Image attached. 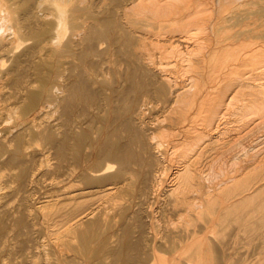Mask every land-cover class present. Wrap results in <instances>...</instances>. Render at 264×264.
<instances>
[{
  "label": "bare ground",
  "instance_id": "6f19581e",
  "mask_svg": "<svg viewBox=\"0 0 264 264\" xmlns=\"http://www.w3.org/2000/svg\"><path fill=\"white\" fill-rule=\"evenodd\" d=\"M69 1L0 0V264H264V0Z\"/></svg>",
  "mask_w": 264,
  "mask_h": 264
},
{
  "label": "rangeland",
  "instance_id": "374dc122",
  "mask_svg": "<svg viewBox=\"0 0 264 264\" xmlns=\"http://www.w3.org/2000/svg\"><path fill=\"white\" fill-rule=\"evenodd\" d=\"M76 1H77V0H72V2H71V0H70V1L68 2L69 5H68V4L64 5L65 8H66L65 10H71V9H73V8L75 7V4L77 3ZM225 1L227 2L228 0H223L224 3H223L222 1H221V3L225 4V3H226ZM72 4H73V5H72ZM227 4H228V3H227ZM227 4H226V5H227ZM18 12H20V11H18ZM104 44H105V43H104ZM104 44H103V46L106 45V44H105V45H104ZM105 59H106V60H109L110 57L107 56ZM111 59H113V58H111ZM106 66H107V65H106ZM106 66H104V67H106ZM44 175H45V177H44ZM44 175H43V179H44V180H47L46 182H49V181H50V178H49L50 175H49V173H48V172L46 173V171H45V172H44ZM41 178H42V177H41ZM47 178H49V180H48ZM41 180H42V179H41ZM11 185H12V184H11ZM11 185H10V186H11ZM12 186L14 187L15 184L12 185ZM127 198H128V197H126L125 199H127ZM125 199H124V201H123V198H122V199H121L122 201L117 202V203H118L119 205H121V204H122V205H127V204H128V201L125 200ZM121 202H123V203H121ZM124 202H125V203H124ZM108 215H109L110 217H112V216L115 215V213L113 214L112 212H110V213H108ZM209 236H212V237H213V235H211L210 233H209ZM239 239L241 240V241L239 240V245H240V246H246V245H247V243L245 244L246 239H245L243 236H240ZM242 244H243V245H242ZM1 254H2V252H0V256H2Z\"/></svg>",
  "mask_w": 264,
  "mask_h": 264
}]
</instances>
